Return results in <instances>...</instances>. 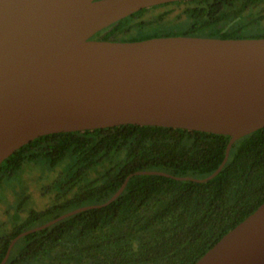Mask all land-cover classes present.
Instances as JSON below:
<instances>
[{
  "label": "water",
  "instance_id": "1",
  "mask_svg": "<svg viewBox=\"0 0 264 264\" xmlns=\"http://www.w3.org/2000/svg\"><path fill=\"white\" fill-rule=\"evenodd\" d=\"M188 0H0V165L52 134L152 126L229 136L203 179L130 175L106 203L82 207L15 237L113 203L137 175L206 183L232 147L264 128V38L92 40L141 10ZM196 264H264V203Z\"/></svg>",
  "mask_w": 264,
  "mask_h": 264
},
{
  "label": "trees",
  "instance_id": "2",
  "mask_svg": "<svg viewBox=\"0 0 264 264\" xmlns=\"http://www.w3.org/2000/svg\"><path fill=\"white\" fill-rule=\"evenodd\" d=\"M174 12L177 15L168 20ZM167 23L180 29H163ZM148 28L155 30L146 34ZM180 36L264 38V0L181 1L144 9L118 22L120 41ZM230 139L126 125L34 140L0 165V182L13 178L26 163L44 162L51 172L59 170L47 187L56 192L55 202L31 211L24 221L21 204L13 231L0 236V264L19 234L45 218L49 222L106 203L136 172L210 176L222 164ZM172 177L133 176L110 205L20 239L6 264H196L264 203V128L236 142L221 173L209 182Z\"/></svg>",
  "mask_w": 264,
  "mask_h": 264
},
{
  "label": "rangeland",
  "instance_id": "3",
  "mask_svg": "<svg viewBox=\"0 0 264 264\" xmlns=\"http://www.w3.org/2000/svg\"><path fill=\"white\" fill-rule=\"evenodd\" d=\"M162 10L164 9H160V12ZM176 15L177 12L172 13L168 20H173ZM163 29L178 30L180 28L173 23H167ZM153 30L155 29L148 28L145 31L148 34L147 32ZM51 171L44 162L26 163L13 178L0 182V236L13 231L16 225L14 215L17 209L21 208V204L20 221H24L31 211L44 210L55 202L56 192L52 190V187H47L56 180L59 170ZM47 221L48 219L45 218L35 226L39 227Z\"/></svg>",
  "mask_w": 264,
  "mask_h": 264
},
{
  "label": "flooded vegetation",
  "instance_id": "4",
  "mask_svg": "<svg viewBox=\"0 0 264 264\" xmlns=\"http://www.w3.org/2000/svg\"><path fill=\"white\" fill-rule=\"evenodd\" d=\"M152 8H154V7H152ZM148 34H150V33H148ZM92 40H103V41L105 40V41H111V42H127V41H120V39H118V22L114 23V24L106 27L102 31L98 32L95 36L92 37ZM9 247H10V245H9ZM13 248H12V250H13ZM12 250H11V252H12Z\"/></svg>",
  "mask_w": 264,
  "mask_h": 264
}]
</instances>
